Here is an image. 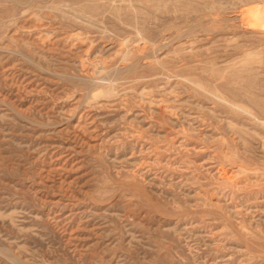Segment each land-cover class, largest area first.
I'll list each match as a JSON object with an SVG mask.
<instances>
[{
  "label": "rangeland",
  "instance_id": "1",
  "mask_svg": "<svg viewBox=\"0 0 264 264\" xmlns=\"http://www.w3.org/2000/svg\"><path fill=\"white\" fill-rule=\"evenodd\" d=\"M259 13L0 0V264H264Z\"/></svg>",
  "mask_w": 264,
  "mask_h": 264
},
{
  "label": "bare ground",
  "instance_id": "2",
  "mask_svg": "<svg viewBox=\"0 0 264 264\" xmlns=\"http://www.w3.org/2000/svg\"><path fill=\"white\" fill-rule=\"evenodd\" d=\"M260 8H261V7H260ZM260 8H259V9H260ZM261 9H262V8H261ZM261 9H260V11H261ZM259 15H260V16H259ZM258 16L261 17V18L264 20V13H262V14L259 13V14H257L256 17H258ZM262 22H263V21H262Z\"/></svg>",
  "mask_w": 264,
  "mask_h": 264
}]
</instances>
